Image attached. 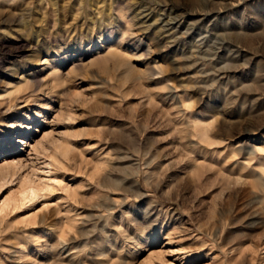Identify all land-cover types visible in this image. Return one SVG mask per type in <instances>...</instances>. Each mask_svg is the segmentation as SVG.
I'll return each instance as SVG.
<instances>
[{
    "label": "rangeland",
    "instance_id": "rangeland-1",
    "mask_svg": "<svg viewBox=\"0 0 264 264\" xmlns=\"http://www.w3.org/2000/svg\"><path fill=\"white\" fill-rule=\"evenodd\" d=\"M0 177V264H264V0H0Z\"/></svg>",
    "mask_w": 264,
    "mask_h": 264
},
{
    "label": "bare ground",
    "instance_id": "bare-ground-1",
    "mask_svg": "<svg viewBox=\"0 0 264 264\" xmlns=\"http://www.w3.org/2000/svg\"><path fill=\"white\" fill-rule=\"evenodd\" d=\"M21 80H22V82H23V80H24V77H22L21 78ZM3 181V182H2ZM2 182V183H1ZM3 188H5L4 187V178L3 177H0V193H1V191L3 190ZM37 191L34 189V188H32V187H29L27 190H25V191H23V192H21V199H23V200H29V201H34V199L37 197ZM15 202V199H9L8 201H7V203L6 204H4V208L5 207H9L12 203H14ZM3 208V209H4ZM2 209V210H3Z\"/></svg>",
    "mask_w": 264,
    "mask_h": 264
}]
</instances>
